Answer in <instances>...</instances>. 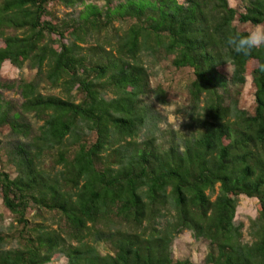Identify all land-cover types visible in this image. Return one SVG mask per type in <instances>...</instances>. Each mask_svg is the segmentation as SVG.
I'll return each instance as SVG.
<instances>
[{"label": "trees", "instance_id": "trees-1", "mask_svg": "<svg viewBox=\"0 0 264 264\" xmlns=\"http://www.w3.org/2000/svg\"><path fill=\"white\" fill-rule=\"evenodd\" d=\"M243 2L244 12L228 0H0V70L36 72L3 85L18 90L19 109L0 94L16 174L0 153V197L14 217L0 226V264H195L174 259L186 230L208 242L204 264H264V47L243 56L225 46L229 31L247 33L236 21L264 23V0ZM57 3L73 11L48 19ZM115 22L128 28L107 51L97 36ZM166 60L194 78L181 110L188 134L159 142L157 106L169 98L151 67ZM247 76L252 112L238 99ZM241 196L259 204L250 244L235 225Z\"/></svg>", "mask_w": 264, "mask_h": 264}, {"label": "rangeland", "instance_id": "rangeland-1", "mask_svg": "<svg viewBox=\"0 0 264 264\" xmlns=\"http://www.w3.org/2000/svg\"><path fill=\"white\" fill-rule=\"evenodd\" d=\"M87 3L95 4L99 7H104L106 0H85ZM117 3V2H116ZM230 7L238 9L240 12H244V2L243 0H228ZM82 7H77L76 11H80ZM49 11L51 13L50 18H57L59 20L68 16L73 10L66 9L63 5L57 3L49 6ZM114 29L110 30L108 33H101L97 36V40L107 51H111L115 47V39L112 38L114 34H122V31L128 28V23H113ZM235 26L240 31H248L252 26L249 24L243 25L238 21L235 22ZM95 39V38H94ZM90 39L88 44L84 47H91L96 45V40ZM171 60H166L157 64L153 67L152 85L157 86L159 84L168 92L169 107L163 108L157 106V111L162 116L163 122L160 125L162 134L166 132L174 131L180 135H187L189 130L185 129L184 124L188 122L184 116V112L181 111L184 106L188 104V95L186 92L187 86L193 80V73L191 70H176L171 66ZM254 67H257V63H254ZM35 71H31L27 67L24 69H17L9 62L4 63L0 70V94L2 96L3 102L11 104L13 110L20 108L23 100L17 89L9 90L3 87L8 83L14 81H21L22 79L30 81L35 76ZM42 93L45 95H56L60 97H65L62 89L52 88L48 84L42 85ZM72 95H76L74 91ZM255 88L252 83L251 76L246 77V82L243 88L240 90L239 96V106L241 109L252 112L255 108ZM111 97V96H109ZM29 120L33 123L34 127L37 128L41 124H36L35 121L30 117ZM167 135L161 133L159 134V142L166 139ZM0 140L3 143L4 149L1 153L4 165L2 168L11 174L13 177L16 176L13 167L7 165V155L6 149L13 141L8 126L0 128ZM138 141L142 139L138 138ZM165 143V142H164ZM215 196L213 197V200ZM259 215V204L255 199H250L245 196L239 198V204L235 216V225L242 226L243 231V242L251 243L252 239L249 236V227L252 220H255ZM0 216H2V221H0V226L7 230L14 224L13 215L3 206L2 199L0 197ZM191 231H184L180 236H177L176 240L173 242V255L175 260L189 259L195 264H204V260L207 255L208 242L204 239L196 240L193 237ZM14 243L12 242L7 247L10 248ZM66 259L61 256L56 262L51 264H65Z\"/></svg>", "mask_w": 264, "mask_h": 264}, {"label": "clouds", "instance_id": "clouds-1", "mask_svg": "<svg viewBox=\"0 0 264 264\" xmlns=\"http://www.w3.org/2000/svg\"><path fill=\"white\" fill-rule=\"evenodd\" d=\"M225 46L237 55L250 56L253 50L264 47V23L253 25L246 34L229 31L225 37ZM169 105L159 104L158 107L167 108Z\"/></svg>", "mask_w": 264, "mask_h": 264}]
</instances>
